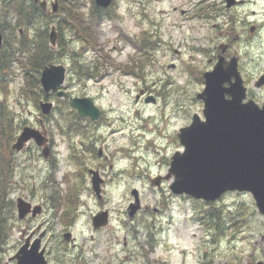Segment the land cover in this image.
I'll return each mask as SVG.
<instances>
[{
	"label": "rangeland",
	"instance_id": "rangeland-1",
	"mask_svg": "<svg viewBox=\"0 0 264 264\" xmlns=\"http://www.w3.org/2000/svg\"><path fill=\"white\" fill-rule=\"evenodd\" d=\"M89 4L84 5L85 11ZM224 5V0H114L109 9L117 15L103 19L97 33L98 43L111 60L106 59L103 64L101 58L95 59L105 67L102 75L93 77L79 78L74 74V59L86 64L94 53L85 51L78 38L62 28L66 42H73L55 61L66 67L67 76L60 86L65 94L47 97L56 106L52 116L44 121L53 151L44 158L33 140L22 150L14 151L8 183L12 200L21 196L41 204L43 211L36 220L27 217L19 221L14 205L15 218L0 264H15L9 257L40 222L48 229L42 242L48 264H79L71 261L77 252L81 255L76 258L80 264H223L234 256L240 257V264L264 261V217L250 193L228 191L217 200L205 202L172 193V177L163 179L160 187L150 184L151 178L166 175L171 155L183 149L177 137L179 128L188 125L193 114L202 116L203 103L195 94L202 90L204 82L197 76L207 65L209 38L217 45L222 40L219 29L230 25L227 15H215ZM209 12L213 18L209 19ZM231 12L243 17L238 22L243 40L232 50L239 53L249 92L263 96V87L256 88L254 81L264 71V0H244ZM243 20L260 24V33L250 36L248 23L242 29ZM59 35L56 30V42ZM149 39L153 40L151 50L146 48ZM144 40L147 44L139 51ZM73 47L81 52L78 58H72ZM170 62L175 63L174 68L168 67ZM13 69L15 75L5 102L13 112L14 125L17 131L24 125L40 128V109L33 98L20 94L22 71L17 64ZM72 96H87L102 111L97 120L82 119L79 133H69L67 128L69 116H73L69 114L73 109L67 106ZM150 96L155 100L146 101ZM40 100L45 98L41 96L37 102ZM83 122L88 123L86 128ZM80 138H91L88 143L91 140L95 151L101 149L100 158L81 153L87 149ZM71 141L76 142L75 151L83 155H69ZM80 167H103L105 183L100 201L89 187L88 175L78 183L79 190L84 189L70 221L52 206L55 201L49 198L50 183L46 180L53 177L52 185L58 195H67L78 180ZM65 172L67 176L63 175ZM134 189L141 208L129 218L126 208L133 202ZM210 204L220 208L225 218L223 234L200 219ZM104 208L109 211V223L95 230L91 216ZM230 217L235 221L232 227ZM68 231L76 247L62 240V234ZM147 234L153 238V247L146 243ZM72 249L75 251L70 252Z\"/></svg>",
	"mask_w": 264,
	"mask_h": 264
},
{
	"label": "water",
	"instance_id": "water-1",
	"mask_svg": "<svg viewBox=\"0 0 264 264\" xmlns=\"http://www.w3.org/2000/svg\"><path fill=\"white\" fill-rule=\"evenodd\" d=\"M226 7L237 0H224ZM99 7H108L112 0H94ZM251 27V31H252ZM50 45L55 44V26L51 25ZM2 33L0 28V47ZM66 67L62 63L48 62L40 73L41 89L45 93L57 90L65 81ZM204 87L196 93V98L203 102L202 117L193 114L188 125L179 128L177 136L183 146L182 151H175L170 159L168 172L164 177L157 176L151 185H160L162 179L172 181L169 188L174 194H185L205 202L217 200L227 191L249 192L254 199L259 213L264 217V100L261 105L253 99H246V86L238 70L236 57L228 62L218 60L212 70L203 73ZM264 85V71L255 81V86ZM64 91L59 89L56 96ZM154 100L152 96L145 99ZM69 106L75 108L80 117L97 119L100 109L88 97H72ZM53 107L51 101H40L43 114H48ZM40 131L31 126H24L16 137L12 148L20 150L29 140L43 146V155L47 156V137L44 129ZM93 189L99 195L97 173L91 177ZM127 208L129 217H133L140 208L138 192ZM41 205L31 203L21 197L16 200L17 217L24 218L28 213L32 217L41 212ZM93 227L99 228L107 223V211L92 216ZM39 224L35 230H39ZM34 231L29 233L23 244L9 260L15 264H47L45 248L41 239L45 230L31 240ZM70 233H65L69 240ZM253 264H264L257 260Z\"/></svg>",
	"mask_w": 264,
	"mask_h": 264
},
{
	"label": "trees",
	"instance_id": "trees-1",
	"mask_svg": "<svg viewBox=\"0 0 264 264\" xmlns=\"http://www.w3.org/2000/svg\"><path fill=\"white\" fill-rule=\"evenodd\" d=\"M63 7L60 11V20L54 21L56 29L60 32V37L55 47H52L48 43V29L51 21L46 18H41L40 11L31 6L25 10L19 7L18 4L11 1L4 9V14H9V18H6L5 23L1 24V30L3 34V44L0 47V261L3 253L6 250V244L9 239L12 230V220L14 215V200H12L8 194V183L11 178V158L12 149L10 143L15 139L17 128L13 121V112L5 102L6 97L10 93V81L15 75L13 65L17 64L22 71L23 84L21 85L19 92L21 95L25 94L29 98L35 100V105L38 107L37 99L43 96L47 98L48 95L44 93L40 88L39 76L43 67L50 61L55 62L59 56L65 51L66 45L73 42L70 40L66 42L63 35L62 28L69 29L73 33V36L77 37L80 41L82 48L87 51L90 50L94 53L89 63L78 62L77 69L74 74H77L79 78L83 76L93 77L100 76L103 73L102 64L95 61L101 58L102 63H106L109 58L107 51L98 43L97 33L100 23L105 18H113L117 15L116 11L112 9H102L95 5L94 0H62ZM90 3L87 11L84 10V5ZM84 10V11H80ZM106 12V13H105ZM25 13V15H24ZM63 15V16H62ZM65 24H67L65 26ZM23 28V32L20 35L17 31L19 28ZM31 29L32 32H29ZM84 43L82 44V39ZM141 45L139 44V51L142 50V46L147 44V41ZM150 44L147 45V50H151L153 43L152 39H149ZM146 54V52H145ZM81 56L74 47L72 51V58H78ZM147 55V54H146ZM56 107V106H55ZM68 119V131L72 133H79L82 131L81 118H79L75 111L72 110ZM68 114V115H69ZM67 125V122H66ZM78 179V178H77ZM79 180V179H78ZM49 182V198L52 206L55 210H60L61 215L65 214L71 218L74 215V209L79 202L78 190L74 188L67 195H58V189L52 185L54 178H48ZM77 185V184H76ZM67 197V198H66ZM229 227L235 225L232 217H230ZM200 219L206 222L207 225L215 229L219 234L225 233L226 227H224V216L221 213V209L210 204L209 207L203 210L200 215ZM150 246L153 247V238L150 234H147V241ZM240 257H232L223 264H240Z\"/></svg>",
	"mask_w": 264,
	"mask_h": 264
},
{
	"label": "flooded vegetation",
	"instance_id": "flooded-vegetation-1",
	"mask_svg": "<svg viewBox=\"0 0 264 264\" xmlns=\"http://www.w3.org/2000/svg\"><path fill=\"white\" fill-rule=\"evenodd\" d=\"M11 1L15 2L16 4H18L19 7H21L23 10H25L26 4H27V9H30L31 6L32 7L35 6L41 13L40 17L41 18H46L49 21L56 20V17H58L60 15V11H62V7H63V1L62 0H0V24L5 23L7 15L4 14V9L8 5V3L11 2ZM243 1L244 0H237V3L234 4L233 6H230V7L227 8L226 5H224V7H220V8H218L216 10L215 15L218 16V17L220 15H227L228 22H230V25L227 26V29H219L220 37L224 41L221 40L220 43H218L217 45H214L213 38H209V45L206 48V51H207L206 63H207V65H206V68H205L204 71L200 70V72H198L197 78L203 79V73L205 71L212 70V68L214 67V65L216 64V62L218 60H223L225 62H228L232 57H236L237 58L238 69L241 72V75L243 77L244 74L241 71V63H240L239 53H237L235 51V49L232 50V48H236L237 46H239V42L241 40H243L241 34L238 32V22H239V19H241L243 17L240 14H236L234 12H231V9H234L235 7H237L238 4L242 3ZM24 15H25V13H24ZM213 17H214V15L209 12V19L213 18ZM247 23L249 24V26L246 29H248V31L250 33L249 34L250 36H252V35H254L256 33L257 34L260 33L261 25L260 24L257 25L256 23H254L253 21H250V20H248L247 22H245V20H243L240 23L242 25V29H244L246 27ZM251 27L253 28L252 31H251ZM19 31H20L19 34H21L23 32V29L20 28ZM225 35H226V39H225ZM176 52H179V50H176ZM168 67L174 68L175 67V63L174 62H170ZM258 89L261 90L262 88H258ZM249 91H250L249 87H247V97L248 98H253L258 103H260L262 101L263 96H256V95L252 94V92H249ZM263 91H264V87H263ZM136 97H137V99L139 98L138 96H136ZM101 116H102V111L100 109L99 118ZM86 120L88 122H90V120H88V119H86ZM87 125H88L87 122H83L84 128H86ZM89 139H91V138H88V139L80 138L83 147L87 149L86 152L83 151V150H81L80 152L84 153V154L87 153L88 155L93 156V157L95 155L97 157L101 156V154H102L101 149H99V151L96 149V151H95V148H94L91 140L88 143ZM69 144H70L69 155L74 156V157H76L77 154L78 155H83L80 152L75 151L76 142L71 141ZM49 146H50V150H52L53 149L52 148L53 147V141L51 143H49ZM104 159L105 160L107 159V157L105 155H104ZM101 165H103V163H101ZM102 169H103V167L101 169L99 167H95V168L94 167H92V168L88 167L87 169L86 168L82 169L80 167L79 170L77 171L79 182H82L83 180L85 181V176L88 175L89 181L88 180L87 181L89 183V187L93 190L91 177L93 176V172H96L97 173V178L100 179L99 187H100V192H101L102 186L105 183L104 179L102 177L103 176ZM75 188H77L79 194L83 193L82 190L84 188L79 190L80 186L78 184L75 186ZM27 217H29L33 221V220H36L38 216L35 217V218H31L30 216H27ZM45 226H46V224H44V222H43V227L47 230V233H48V229ZM62 237H63L62 240L65 241L66 239H64V237H65L64 233L62 234ZM73 239H74L73 236L69 237V240H73ZM65 242L67 243L69 241L66 240ZM73 244H75V245H73L72 247H76V243H73ZM73 251H75V250L74 249L70 250V252H73ZM65 252H68V251H65ZM78 254H79V252H77L72 257L71 261L77 262V263L80 264L81 261L76 260L77 257H79V258L81 257V255H78Z\"/></svg>",
	"mask_w": 264,
	"mask_h": 264
}]
</instances>
